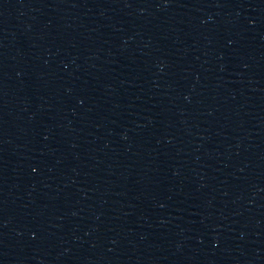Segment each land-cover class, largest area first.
I'll use <instances>...</instances> for the list:
<instances>
[{
  "label": "water",
  "instance_id": "95a60500",
  "mask_svg": "<svg viewBox=\"0 0 264 264\" xmlns=\"http://www.w3.org/2000/svg\"><path fill=\"white\" fill-rule=\"evenodd\" d=\"M234 0H0V264H76Z\"/></svg>",
  "mask_w": 264,
  "mask_h": 264
}]
</instances>
